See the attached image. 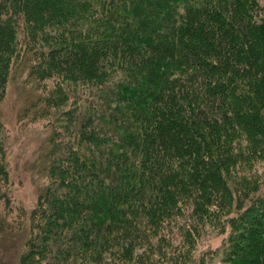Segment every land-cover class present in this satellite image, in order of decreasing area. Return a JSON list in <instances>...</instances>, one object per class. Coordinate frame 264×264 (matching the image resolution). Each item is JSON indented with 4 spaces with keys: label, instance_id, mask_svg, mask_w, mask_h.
<instances>
[{
    "label": "trees",
    "instance_id": "16d2710c",
    "mask_svg": "<svg viewBox=\"0 0 264 264\" xmlns=\"http://www.w3.org/2000/svg\"><path fill=\"white\" fill-rule=\"evenodd\" d=\"M260 10L0 0V103L24 59L51 124L18 264H264ZM5 156L0 121V238L26 215L7 219Z\"/></svg>",
    "mask_w": 264,
    "mask_h": 264
},
{
    "label": "rangeland",
    "instance_id": "374dc122",
    "mask_svg": "<svg viewBox=\"0 0 264 264\" xmlns=\"http://www.w3.org/2000/svg\"><path fill=\"white\" fill-rule=\"evenodd\" d=\"M258 2L262 7L259 15L264 16V0ZM28 68L29 62L24 59L14 62L6 84L5 96L0 103V121L4 128L6 150L5 164L9 175L7 191L11 205L7 219L12 220L21 210L26 213L16 222V225L21 223L24 229H6L1 235L0 258L6 264H18V257L27 237V214L35 204L37 194L46 180L47 139L51 124L48 121L49 116L40 114L41 87L35 88ZM46 85L50 86V82H46ZM263 162H254L255 167L259 168L258 172L264 170ZM220 238V235L213 237L202 246H216ZM212 264L226 263L216 260Z\"/></svg>",
    "mask_w": 264,
    "mask_h": 264
}]
</instances>
